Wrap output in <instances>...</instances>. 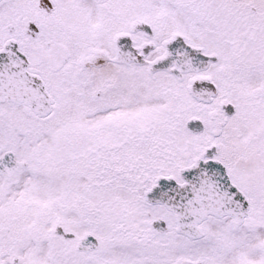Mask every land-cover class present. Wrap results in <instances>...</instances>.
Returning <instances> with one entry per match:
<instances>
[{
  "label": "snow or ice",
  "instance_id": "1",
  "mask_svg": "<svg viewBox=\"0 0 264 264\" xmlns=\"http://www.w3.org/2000/svg\"><path fill=\"white\" fill-rule=\"evenodd\" d=\"M0 264H264V0H0Z\"/></svg>",
  "mask_w": 264,
  "mask_h": 264
}]
</instances>
